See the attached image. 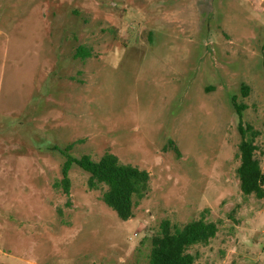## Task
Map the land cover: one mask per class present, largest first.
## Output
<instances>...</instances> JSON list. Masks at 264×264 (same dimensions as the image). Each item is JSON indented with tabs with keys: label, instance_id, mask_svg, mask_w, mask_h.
Segmentation results:
<instances>
[{
	"label": "rangeland",
	"instance_id": "1",
	"mask_svg": "<svg viewBox=\"0 0 264 264\" xmlns=\"http://www.w3.org/2000/svg\"><path fill=\"white\" fill-rule=\"evenodd\" d=\"M263 44L264 0H0V264H148L164 221L200 219L195 264H264L238 176L241 120L264 172ZM61 151L148 171L135 217L76 165L67 194Z\"/></svg>",
	"mask_w": 264,
	"mask_h": 264
},
{
	"label": "trees",
	"instance_id": "2",
	"mask_svg": "<svg viewBox=\"0 0 264 264\" xmlns=\"http://www.w3.org/2000/svg\"><path fill=\"white\" fill-rule=\"evenodd\" d=\"M91 51L79 47L77 58L91 57ZM264 66V44L262 46ZM250 87L243 85L242 95L247 98ZM233 105L242 118L246 106L237 102L233 97ZM241 143L239 145L241 164L238 176L241 190L246 196L264 199V172L257 158L258 146L256 139L260 132L250 124L239 123ZM170 145L174 146L172 141ZM70 149L72 147H69ZM176 150L177 147H175ZM57 151H60L56 147ZM62 153V151H61ZM63 167L61 185L66 193H70V171L78 166L90 175L88 186L91 190L103 189L102 201L118 216L129 221L135 217L134 209L137 203L144 200L151 192V175L148 171L131 164H124L119 157L111 152L106 153L100 160H94L90 155L75 158L67 153ZM219 226L205 219L195 220L183 227H173L170 221H164L160 232L152 238V249L148 264H195L197 256L190 252L196 245H207L217 236Z\"/></svg>",
	"mask_w": 264,
	"mask_h": 264
}]
</instances>
